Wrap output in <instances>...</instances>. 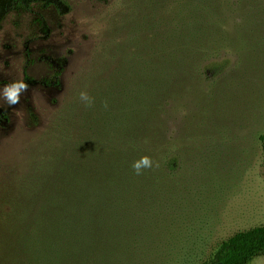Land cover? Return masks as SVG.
I'll return each mask as SVG.
<instances>
[{"label": "rangeland", "instance_id": "obj_1", "mask_svg": "<svg viewBox=\"0 0 264 264\" xmlns=\"http://www.w3.org/2000/svg\"><path fill=\"white\" fill-rule=\"evenodd\" d=\"M163 2L63 0L61 9L34 5L0 19V222L8 214L16 223L9 234L0 227V264L25 262L13 229L18 207L32 208L23 194L36 188V171L57 153L71 156L84 118L99 112L80 94L93 100L98 84L130 66L146 71L152 49L169 46L168 29L181 28L177 3ZM216 9L147 136L162 158L180 157L178 172L161 178L163 264H203L223 241L264 225V0ZM18 82L27 90L9 105L2 91Z\"/></svg>", "mask_w": 264, "mask_h": 264}, {"label": "trees", "instance_id": "obj_2", "mask_svg": "<svg viewBox=\"0 0 264 264\" xmlns=\"http://www.w3.org/2000/svg\"><path fill=\"white\" fill-rule=\"evenodd\" d=\"M220 1L174 0L172 9L181 18V28L168 29L167 49L161 53L152 49L147 72L146 66H130L114 73L105 86H96L91 102L99 112L88 110L93 117L84 118L85 132L68 151L71 156L57 153L53 164L36 171V188L23 194L32 208L18 207L16 216L22 219L13 231L19 234L24 264L166 263L158 252L164 244L157 233L164 225L160 185L163 174L178 172L180 157L162 158L147 136L162 95L174 83L173 75L191 66L189 49L197 40L203 43ZM170 2L164 0L165 9ZM61 3L0 0V19L11 10L31 11L34 5L61 9ZM260 142L264 157V135ZM143 156L153 165L137 174L133 164ZM8 216L0 222L7 234L16 224ZM261 256L264 225L223 241L203 264H251Z\"/></svg>", "mask_w": 264, "mask_h": 264}, {"label": "clouds", "instance_id": "obj_3", "mask_svg": "<svg viewBox=\"0 0 264 264\" xmlns=\"http://www.w3.org/2000/svg\"><path fill=\"white\" fill-rule=\"evenodd\" d=\"M27 90V85L23 82L13 83L6 86L3 91V97L6 99L9 105H16L19 102V98L22 92ZM80 98L83 101L91 103V98L87 95V93L82 92L80 94ZM105 107H107V102H105ZM153 162L150 157L143 156L138 161L134 162L133 168L137 174L141 173V170L144 168H151ZM158 166V165H157Z\"/></svg>", "mask_w": 264, "mask_h": 264}, {"label": "water", "instance_id": "obj_4", "mask_svg": "<svg viewBox=\"0 0 264 264\" xmlns=\"http://www.w3.org/2000/svg\"><path fill=\"white\" fill-rule=\"evenodd\" d=\"M218 264H223L222 262L218 263Z\"/></svg>", "mask_w": 264, "mask_h": 264}]
</instances>
